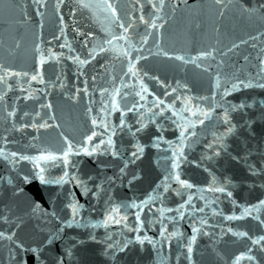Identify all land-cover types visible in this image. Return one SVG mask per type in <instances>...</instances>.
<instances>
[{
	"label": "water",
	"instance_id": "1",
	"mask_svg": "<svg viewBox=\"0 0 264 264\" xmlns=\"http://www.w3.org/2000/svg\"><path fill=\"white\" fill-rule=\"evenodd\" d=\"M12 2L0 0V64L29 75L6 77L12 85L10 89L0 83V94L4 95V100L0 101V148L7 153L16 151L37 156L41 151L58 150L63 144L61 132L80 142L85 134L95 131L97 135L87 142L89 146L97 145L101 139L107 142L111 135L118 155L113 157L110 150L103 151L107 147L105 143L93 156L82 152L73 155L67 168L60 161L43 164L48 179L69 172V182L63 185L42 184L37 175L39 170L31 161L19 160L17 156L10 158L16 161L13 164L0 156V217L7 216L20 224L16 228L15 223L0 219V231H14V240L26 248L39 249L37 257L12 241L0 239V264L21 261L52 264L54 257L77 241H83L76 248L79 264H113L105 254L106 244L123 243L125 239L134 241L137 235L133 229L138 226V209L130 206L133 201L146 202L140 212L143 225L138 234L149 236L155 244L147 241L144 245L130 244L125 252L117 254V264H189L186 245L193 227L200 229L193 244V264H233L241 253H245V258L239 264H264V248L261 247L264 242L252 244V239L264 235V205L259 203L264 200V173L260 171L264 168V88L255 86L264 82V65L260 63L264 59V21L242 14L239 8L242 0H223L220 6L215 0H164L160 12L152 8L149 0H140L145 19L162 17L157 19V24L163 27L148 28L136 19L127 42L114 40L107 45L103 41L110 37L105 29L110 27L117 35L122 30L105 19L107 13L103 9L79 7L77 0H64L59 10L55 8L57 0H45L46 7H39L33 0H15L17 4L26 5L23 11L19 7H5ZM88 2L95 4L99 0ZM111 2L121 13L127 12L129 18L141 15L137 0ZM159 2L152 0V3ZM243 3L254 5L257 0H243ZM37 8L40 15L36 14ZM73 8L75 17L70 14ZM87 32L93 35L87 37L85 45L84 33ZM146 32L152 35L143 44L140 38ZM102 44L107 51H92ZM233 44L237 47L233 48ZM213 48L216 49L214 59H196L200 50ZM137 49H141L145 58L134 61L138 70L136 76L125 75L128 57L124 52L130 56L141 54ZM162 50L195 62L166 58ZM42 56L43 64L40 63ZM76 56L88 58L89 62L81 65L73 59ZM198 63L208 66V71L197 67ZM37 73L40 75L33 80L32 75ZM216 73L251 80L254 86H241L221 100L222 89L214 87ZM152 76L159 79H151ZM141 81L148 88L142 93L143 100L135 95ZM113 87L120 89V95L115 97L120 108L115 111L111 108ZM102 88L108 91L102 93ZM172 88L177 91L173 93ZM212 92H216L217 103L229 108L236 128L223 140L217 139L226 127L222 121L223 108L217 107L204 125H195L196 136L185 141L179 166L173 170L172 153L177 150L180 132L173 121L180 116L193 121L203 118L199 117L197 107H207L209 101H201L199 97H211ZM177 96L179 100L175 99ZM156 97L164 100L165 105L173 104L177 116H172L171 109L166 108L161 114L158 107H153ZM242 102L249 107L231 111L232 104ZM132 103L137 107L123 113L125 126L120 127L122 109L131 107ZM186 103L197 111V116L181 111ZM13 108L15 116H9ZM149 117L155 123L149 121ZM93 119L97 121L95 125ZM45 122L52 127H31ZM22 124L29 127L22 128ZM105 125H108L107 130ZM157 137L162 139L157 140ZM137 146H142L143 152H138V158H134L131 153L137 151ZM216 150L220 151L219 156L215 155ZM126 161L134 162H129L121 173L120 168ZM250 165L256 169L255 173L249 170ZM173 171L193 187L179 185L171 176ZM25 175L29 176L28 182L23 180ZM73 176L75 180L71 179ZM165 176L170 179L165 181ZM76 180L82 183L78 185ZM216 187H223L225 191L209 190ZM18 188L23 191L18 192ZM189 196L191 201L185 203ZM75 202L81 206L77 221L87 227L74 224L69 228L61 223L71 219L68 205ZM36 204L40 208L33 211ZM110 204L128 205L127 209L120 208L127 220L120 224L109 221L106 228L103 221ZM201 220L205 223L201 224ZM92 224L100 226L93 228ZM161 227L166 229L164 237L167 239L161 237ZM57 228L64 229L63 241L46 245V237ZM229 228L233 231L229 232ZM235 232L248 235L237 236ZM89 234L96 240H91ZM108 235L111 240L105 242ZM247 255L254 256L255 260L249 261Z\"/></svg>",
	"mask_w": 264,
	"mask_h": 264
},
{
	"label": "snow or ice",
	"instance_id": "2",
	"mask_svg": "<svg viewBox=\"0 0 264 264\" xmlns=\"http://www.w3.org/2000/svg\"><path fill=\"white\" fill-rule=\"evenodd\" d=\"M149 2L151 3L152 8L156 9L157 12H160L164 7V0H160L159 4L152 3V0H149ZM33 3L38 4L39 7H46L47 6L45 3V0H33ZM63 3H64V0H57L55 8L57 10H59L60 6ZM137 3L140 5L141 15H139L138 18H136V17L129 18L128 13L127 12L121 13L120 11H118V8L111 2V0H99V2H97L95 4L88 2V0H77V5L79 7L88 8V9H103V11L107 13V15L105 16V19L108 20L110 24H115L119 29L122 30L120 32V34L117 35V34L112 33L110 27L106 28L105 31L108 33V36L110 38H106L103 41V44H107V45H111L112 41H114V40H124L127 42L129 39V30L134 29V24H135L136 19L143 22L145 25H147L148 28L156 29L158 27H163L162 24H160V25L157 24V19H162V17H155V18H152L150 20H146L145 16L143 15V12H142L144 5L142 3H140V0H137ZM215 3L218 6L223 5V0H215ZM5 7H9V8L19 7L23 11L26 8V5L17 4V3H15V0H13L12 3L6 4ZM239 8H240L242 14H244L248 18L251 19L253 17H256V18H259L261 21H264V0H257V3L254 5L245 4V3H243V0H242V2L239 5ZM75 11H76L75 8L71 9V11H70V14L73 17H75ZM36 14L40 15L39 8H37ZM220 15L221 16L223 15V11H221ZM60 23L62 25L64 24V18L62 16L60 17ZM73 26L75 27V22H74ZM41 27H42V25H41ZM60 31L63 34L64 28L62 27L60 29ZM217 31H219V29H217ZM84 35H85L84 43L86 45L87 44V37L92 36L93 33L87 32V33H84ZM151 35H152V33L146 32L140 38L142 43L146 44L149 36H151ZM251 38L255 39V37H251ZM241 43H244V41H241ZM103 44L101 46H99L98 49L94 48L92 51L93 52L98 51L101 53L107 51L108 49H106L103 46ZM60 47L63 48L64 45L62 44V45H60ZM232 47L235 48V47H237V45L233 44ZM215 51H216V49H214V48L211 50H200L197 54L196 59H201V60H206L208 58L214 59L215 57H214L213 53ZM137 52L141 53V54H138L135 56H130L127 51L124 52V55L128 57V59H127V73H125V75H127L128 73H131L133 76L137 75L138 70L136 69L134 61H139V60L145 58L142 55L141 49H137ZM162 54L166 58H169V59L174 58L175 60L183 61L185 63L195 62V60H193L192 58H189L188 60H186L183 55H179L176 53H170L168 51L162 50ZM89 55L91 56V58H94L92 53H90ZM73 59L77 60L81 65L87 64L89 62L88 58L80 59L79 56H76ZM40 63L41 64L44 63L43 56L41 57ZM260 63L262 65H264V59H261ZM196 66L202 67L204 69V71H208V66H205L202 63H198ZM28 75H29L28 72L15 71L11 67H5L3 64H0V83H3L9 89L12 87V85L8 83L6 77H8V76L26 77ZM37 75H40V73L32 75L31 78L33 80H36ZM144 75L147 76L148 73L145 72ZM151 79L158 80L159 77L152 76ZM222 79H223V84L221 83ZM262 79H264V78H262ZM93 80H95V77H93ZM41 82H43V81L41 80ZM121 84H123V78L121 79ZM229 85H230V87H229ZM241 86L244 88H249V87H253L254 85H253L251 80H243V79H239L238 77L234 78V77H230L227 75L222 77L220 73L215 74L214 87L217 89H222L221 100H223L224 97L228 96L231 91L239 90ZM255 86H258L260 88H264V82H258ZM184 87L187 88V85L185 84ZM107 91H108V89H106V88L101 89L102 93L107 92ZM147 91H148L147 86L143 83V81H141L140 82V90L136 91L135 95L139 96L140 99L143 100L144 95H142V93H146ZM171 91L173 93H175L177 91V89L172 88ZM85 92H87V88H85ZM165 94L167 95V93H165ZM119 95H120V89L113 87V89H112V97L113 98L111 100V108L113 111L120 108V105L115 98L116 96H119ZM124 95L125 96L129 95V93H125ZM215 97H216V92H212L211 97H205V96L199 97V99L201 101H204V100L209 101V104L207 107H197L199 117H203V118H198L197 120L193 121V120H190L188 117L180 116L178 118V120L173 121V123L176 124L177 127L180 129L179 144L177 146V150H174L172 153L173 159H172L171 168L173 170L177 169L179 166L178 161L183 156V148L185 147V141L189 137L196 136V131L194 130L195 125L197 123L200 125H204L205 119H210L217 107L223 108L222 121H223V124L226 125L224 132L221 133L217 137V139L223 140L229 134H232L234 132L236 125L231 122V117L229 116V108L224 107V105L221 103H217L215 100ZM175 99L179 100L180 96H177ZM3 100H4V95L0 94V101H3ZM162 105L164 107H161ZM49 107H50V105H49ZM136 107H137V105L135 103H132L131 107L125 106V108L122 109V115H121V118L119 120V126L120 127L125 126V120L123 119V113L124 112H131ZM153 107H158L161 114L164 113L166 108L171 109L172 110V116H177V111L174 109L173 104L169 103V104L165 105L164 100H161L159 97H156V101L153 102ZM245 107H249V105H246L243 102L240 104H232L231 105V111H235L238 108L243 109ZM15 111L16 110L13 108L12 111L8 112V115L9 116H15ZM89 111H91V109H89ZM181 111H189L192 116H197V111H193L192 108L187 105V103L185 104V107L181 109ZM24 115H28V113H24ZM155 115H156V113H153V116H155ZM148 119H149V121L155 123V121L152 119V117H149ZM96 123H97V121L95 119H93L92 124L95 125ZM137 123H140V121H137ZM144 126H146V125H144ZM13 127H15V125H13ZM21 127L27 128V127H29V125L28 124H22ZM31 127L39 129V128L52 127V125L45 122V123H41V124H32ZM56 127H59V125H56ZM105 129L106 130L108 129V125H105ZM189 129H192V130L189 131ZM129 131H131V126H129ZM136 131L139 132L140 129L137 128ZM59 135L62 137L63 144L56 151H41L40 154L37 156H28V155H21L16 151H12L10 153H7L4 148H0V156H2L5 160H8L10 163H13V164L16 163V161L14 159H10V158H16L17 156H19V160L31 161L33 164V167L39 170L37 175H38V178L42 184L63 185L64 183L69 182V180L67 179L69 177V172L64 171L63 176L56 178V179H48L44 174L45 173V167L43 166V164H47L49 162L60 161L64 165V167L67 168L72 163V161L70 160V157H72L73 155H79L82 152L85 155L93 156L94 154L97 153L99 146L104 145L105 143H107V147L105 149H103V151H109L110 150L111 155L113 157H116L118 155V152L115 149L114 141L112 140L111 135L109 136L107 142H105V140L101 139V140H99L98 144L95 146H89V144L87 143V142H91L93 140V138L96 137L97 133L95 131H92L90 135L85 134L82 137V140L80 142L74 141L73 139L69 138V136L65 135L63 132H61ZM112 135H115L114 131L112 132ZM214 135H215V133H214ZM156 139L159 140V139H162V137H157ZM5 142H7V141H5ZM155 146L158 147L159 145L156 144ZM209 147H211V145H209ZM138 152L139 153L143 152L142 146H137V151H133L131 153V156L134 158H138ZM215 155L219 156L220 151L216 150ZM129 162H134V161H126L124 164V167L120 168L121 173H123L125 171V168H127ZM249 170L253 173H255V171H256V169L254 167H252L251 165L249 166ZM260 171L262 173H264V168H261ZM171 176H174L175 180L179 183V185L183 186L184 188L190 189L193 187V185L191 183H189L188 180L181 179L180 175L178 173H176L175 171H173L171 173ZM71 179L75 180L76 178L73 176ZM164 179H165V181H167L170 179V176H165ZM23 180H24V182H28L29 176L25 175L23 177ZM76 183L79 185L82 182L79 180H76ZM165 187H167V186H165ZM84 188H85V193H87V191H88L87 186L84 185ZM209 190L215 191V192H224L225 188L216 187V188H210ZM17 191L18 192L23 191V189L18 188ZM177 194L179 195L180 193L177 192ZM228 195H231V192H229ZM191 199H192V197L189 196L188 201H186L185 203H188L189 201H191ZM144 203H146V202L142 201L140 204H137L135 201H133L132 204L130 205L131 207H135L138 209V211L136 213V221H137L138 226L135 229H133V231H135L137 233V235L134 238V241L129 240V239H125L123 243H107L106 244L105 254L110 257V259L113 261V264H117V254L125 252V250L128 249L130 244L138 243L140 245H144L145 241H147L150 244H155V242L149 236H147V235L142 236V235L138 234L140 232V227L143 225V221H141V218H140V212L143 211L142 205ZM259 203L261 205H264V200H261ZM68 207L71 208V213H72L71 219L70 220H62L61 223L66 225L69 228H71L74 224H76L79 227H87L88 225L79 224V222L77 221V216L79 215V208L81 207L79 205V203L78 202L70 203L68 205ZM121 207H124L125 209H127L128 205H123V204H120V205L110 204L109 205V207L105 211V219L103 221L104 227L107 228L109 221H111L112 223H115V224H120L122 221L127 220V215L122 214L120 212ZM181 207H183V205H181ZM39 208H40V205L36 204L35 207L33 208V211H36ZM199 210L203 211V209H199ZM168 211H171V209H168ZM177 211H179V209ZM52 215L56 216V213L53 212ZM182 216H183V213H181V217ZM0 219H2L5 223H9V224L15 223L16 228L20 227V224L18 222L10 221L7 216H2V217H0ZM57 219H59V217H57ZM200 223L204 224L205 221L201 220ZM262 223H264V221H262ZM98 226H100V225L99 224H92L91 225V227H93V228L98 227ZM125 227H127V225H125ZM63 231H64L63 228H57L53 232L49 233L48 236L46 237L44 243L46 245H51L52 243H54L57 240L63 241V239H64V237L62 235ZM165 231H166V229L161 227L160 235L162 238L167 239L166 237H164ZM199 231H200V229H198L197 227L192 228L193 234L190 237L189 242L186 245V248H187L186 259L189 261V264H193V261H192L193 244L195 243L196 238H197L196 233ZM228 231L232 232L233 230L231 228H229ZM175 234L176 233H173V235H175ZM234 235L247 236L248 233H246V232H235ZM15 236H16V233L14 231H9V232L0 231V239L12 241L14 244H16L17 247L21 248L22 250H24L26 252L31 251L32 253L36 254L37 257H39V249L38 248H36V247L26 248L18 240H14ZM89 238L93 241L96 240V237L94 235H91V234H89ZM108 240H111L110 235L106 236L105 242ZM261 242H264V235L259 236L256 239H252L253 245L261 244ZM82 243H83V241H77L76 243L72 244L71 246H66L63 254L57 255L56 257L53 258L52 264H79V261L76 260V254H77L76 248H77L78 244H82ZM261 247L264 248V244H261ZM251 251H252V249L249 248L248 252L251 253ZM66 258H68V259L66 260ZM243 258H245V253H241L240 256L236 257L233 264H239L240 260ZM246 258L249 261L255 260V257L252 255H247ZM18 264H26V262L21 261V262H18ZM257 264H259V262H257Z\"/></svg>",
	"mask_w": 264,
	"mask_h": 264
}]
</instances>
